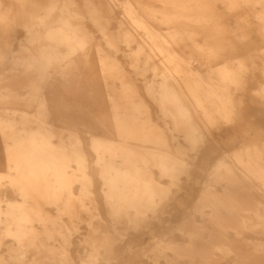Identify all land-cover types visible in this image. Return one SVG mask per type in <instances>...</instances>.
Here are the masks:
<instances>
[{"label": "bare ground", "instance_id": "obj_1", "mask_svg": "<svg viewBox=\"0 0 264 264\" xmlns=\"http://www.w3.org/2000/svg\"><path fill=\"white\" fill-rule=\"evenodd\" d=\"M154 1L164 6L160 21L169 28L167 38L153 27L154 11L136 5L133 0L120 2L121 18L116 13L118 0H15L17 23L27 31V36L21 56L13 61L24 72L3 82L9 93L0 107L5 168L0 171V250L7 248V254L0 255V264L72 263L64 251L82 222L88 225L83 243L88 257L80 264L109 258L117 242L101 217L82 141L51 115L47 100L41 95L44 88L61 95V77L86 69L92 80L99 83V121L103 122L110 112L121 140L93 137L91 150L100 168V192L107 214L115 224L122 223L127 228L142 227L169 201V188L155 178L152 168L159 171L160 177L177 184L182 181L187 164L178 162L168 152L125 141L159 143L160 136L149 118L136 119L134 112L142 109L143 103L136 97L135 84L118 55L125 58L136 75L143 77L148 96L163 116L172 120L175 130L184 135L192 149L203 136L190 106L203 112L207 122L212 123L207 108L216 107L220 101L221 108L217 106L215 112L230 120L228 96L219 94V86L208 82L204 75L210 72L223 89L233 85L242 91L253 67L250 57H233L228 51L234 38L229 34L227 21L208 0ZM222 3L227 15L236 17L240 24L254 16L264 35V0ZM89 26L103 37V43L96 44L94 49ZM10 42L0 35V61ZM162 44L192 48L191 55L201 61L204 74L196 71L182 76L178 53ZM20 88L28 90L24 98L18 93ZM253 103L264 108V86L255 92ZM213 171L212 179L224 185V193L214 196L207 188L197 202V210H212L208 224L221 235L219 239L211 238L212 249L226 257L233 255V264H264V201L256 196L253 187L247 186L248 178L264 184L261 150L248 144L236 152H226ZM76 186L79 192L75 194ZM51 208L56 210L55 215ZM182 229L192 242L200 236L190 223ZM229 230L239 237L253 233L256 243H246L251 252L236 253L224 239ZM49 242H59L61 248L49 247ZM183 248L186 247H175L178 256H183ZM158 258L156 250L155 259Z\"/></svg>", "mask_w": 264, "mask_h": 264}, {"label": "rangeland", "instance_id": "obj_2", "mask_svg": "<svg viewBox=\"0 0 264 264\" xmlns=\"http://www.w3.org/2000/svg\"><path fill=\"white\" fill-rule=\"evenodd\" d=\"M118 1L116 13L121 18L123 11L119 6L123 0ZM133 2L154 11L156 22L153 27L167 38L169 28L160 21V14L164 10V6L154 0H133ZM207 2L227 21L229 34L234 38V45L232 48L228 47V51L232 53L233 57H250L253 67L247 74V84L242 91H238L233 85L228 89H223L210 72L207 73L208 75H204L208 82L219 86V94L228 96L227 102L231 110V118L227 121L215 112L217 106H220L218 109L221 108L220 101H217L216 107L207 108L206 114L211 117L212 123L207 122L203 112L190 106L192 117L199 125L200 134L203 136L202 141L195 149H192L182 133L175 130L172 120L165 118L158 106L148 96L144 89L143 77L136 75L125 58L121 54L118 55L124 70L135 84L136 97L143 103V108L134 112L136 119L143 121L149 118L151 126L160 136L159 143H147L134 139L125 141L133 146L168 152L178 162L184 161L187 164L183 179L177 184H173L167 177H160L159 171L152 168L155 178L169 188V201L142 227L133 229L127 228L122 223L115 224L114 220L108 216L102 200L100 168L96 165V155L91 150V139L93 137L113 141L121 139L111 122L112 114L110 112H107L103 122L99 121V108L96 105V101H98L96 88L99 83L94 82L88 73L90 71L85 69L80 74L60 78L61 95L51 93L48 88L41 91V95L47 100L51 115L60 119L63 125L82 141L88 154L89 175L93 180V190L101 217L117 239L111 256L100 258L94 264H170L166 257L175 264H233L235 258L233 255L226 257L221 252L212 249L211 238L219 239L221 235L218 229L208 224L212 210L209 208L197 210V202L207 188L211 189L214 196L224 193V185L217 181L214 182L212 175L214 174V165L226 152H236L245 145L253 144L261 150L264 159V108L253 103L255 92L264 86L262 74L264 35L260 32L261 25L254 16L252 18L249 16L247 21L240 24L236 17L227 15L222 0H208ZM14 4L15 0H0V14H2L0 15V35L11 41L6 49L5 57L0 61V107L4 106L9 93L7 89H4L3 82L11 81L14 76L24 72L23 67L13 64L14 59L21 56L27 36V31L17 23ZM241 25L242 28H239ZM89 30L94 39V49L96 44L103 43V37L93 26H89ZM112 30H116L115 24H112ZM162 45L178 53L180 59L178 69L182 72V76L187 77L196 71L204 74L201 61L196 55H191L192 48L187 46L177 48L172 44ZM147 77L150 79L152 75L149 73ZM116 85L119 87L118 81H116ZM18 93L24 98L28 94V90L20 88ZM161 141H164V144H161ZM3 159V149L0 144L1 172L5 171ZM247 186L253 187L256 196L264 201V184L262 182L248 178ZM78 192V186H76L74 193ZM200 205L202 206V204ZM49 210L51 214H56L54 208ZM82 223H80L79 232L74 236L71 245L65 248L64 254L68 255L72 262L66 264H80L83 259L88 257L83 245L88 233V225H86L87 222ZM185 223H190L195 230L200 232V236L193 242L188 234L182 232ZM224 239L239 254L251 252V249L246 247V243H256L257 240L253 233H246L243 237H239L233 230ZM261 240L264 243V237ZM48 246L58 250L61 248L59 242H49ZM175 247L188 249L183 248L186 253L183 251L181 257L174 250ZM6 249V246H3L0 255H6ZM199 249L201 252L198 251ZM156 250L160 254L158 259H155ZM206 254L208 257H205ZM32 264L35 263L32 262Z\"/></svg>", "mask_w": 264, "mask_h": 264}]
</instances>
